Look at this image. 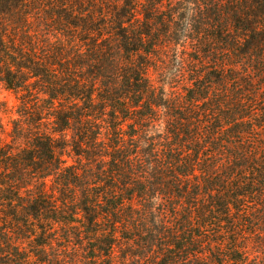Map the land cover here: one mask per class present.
<instances>
[{"label": "trees", "instance_id": "obj_1", "mask_svg": "<svg viewBox=\"0 0 264 264\" xmlns=\"http://www.w3.org/2000/svg\"><path fill=\"white\" fill-rule=\"evenodd\" d=\"M0 85V264H264V0H0Z\"/></svg>", "mask_w": 264, "mask_h": 264}, {"label": "rangeland", "instance_id": "obj_2", "mask_svg": "<svg viewBox=\"0 0 264 264\" xmlns=\"http://www.w3.org/2000/svg\"><path fill=\"white\" fill-rule=\"evenodd\" d=\"M0 102L3 104L2 109L5 111L0 116L5 127L3 139H8L12 128L11 121L17 119L18 117L16 115L18 101L14 94L5 90L3 86L0 85Z\"/></svg>", "mask_w": 264, "mask_h": 264}]
</instances>
